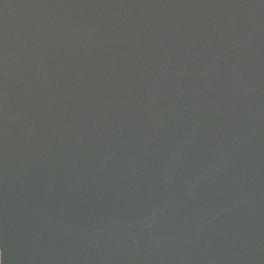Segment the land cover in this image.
I'll use <instances>...</instances> for the list:
<instances>
[{
  "label": "water",
  "instance_id": "1",
  "mask_svg": "<svg viewBox=\"0 0 264 264\" xmlns=\"http://www.w3.org/2000/svg\"><path fill=\"white\" fill-rule=\"evenodd\" d=\"M0 264H264V0H0Z\"/></svg>",
  "mask_w": 264,
  "mask_h": 264
}]
</instances>
